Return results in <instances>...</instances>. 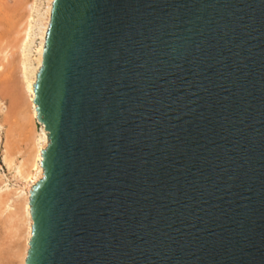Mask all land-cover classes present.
<instances>
[{"label":"water","instance_id":"water-1","mask_svg":"<svg viewBox=\"0 0 264 264\" xmlns=\"http://www.w3.org/2000/svg\"><path fill=\"white\" fill-rule=\"evenodd\" d=\"M24 264H264V0H51Z\"/></svg>","mask_w":264,"mask_h":264},{"label":"rangeland","instance_id":"rangeland-1","mask_svg":"<svg viewBox=\"0 0 264 264\" xmlns=\"http://www.w3.org/2000/svg\"><path fill=\"white\" fill-rule=\"evenodd\" d=\"M43 2L44 0H0V188L6 191L7 189L4 187L6 185L11 189L7 192H11L19 186L14 165L32 154L31 149H29L32 148L31 135L35 131H40V125L37 123L34 125L25 113L28 110V101L22 89L23 86H21L20 60L22 53L20 44L25 23L30 15L35 26L33 28L34 33L32 32L34 39L28 56L29 59L33 60L35 57L34 49L38 43V36L35 35L37 33L36 24L39 19L38 15L43 8ZM31 5L35 9L31 10ZM20 113H22V119ZM33 129L35 130L33 131ZM4 151H6L8 158L13 161L11 168L3 161ZM3 189H1V196L4 197L0 198L4 199L6 194L3 193L6 192ZM15 197L14 195L13 198ZM14 208L15 206L11 210H5V212L2 204L0 205V210L3 211H0V264H22L18 253L24 244L22 237L24 229L20 224L21 222L17 223L19 220L10 218Z\"/></svg>","mask_w":264,"mask_h":264},{"label":"bare ground","instance_id":"bare-ground-1","mask_svg":"<svg viewBox=\"0 0 264 264\" xmlns=\"http://www.w3.org/2000/svg\"><path fill=\"white\" fill-rule=\"evenodd\" d=\"M50 3H51V0H44L42 11H40V14L38 15L39 19L37 20V24H36L37 33L35 34L38 36V43L36 44V47L34 49L35 57L33 58V60L29 59V56H28V54L30 55L31 44H32L33 39H34L32 36V32H33V28L35 26V24L32 23L33 19H31L30 15H29L30 18L27 15L28 18H27V21L25 23V27L23 29V35H22L23 37H22L21 44H20V49H21V53H22V55H21L22 58L20 60V66H21L20 72L22 75V78H21L22 85L21 86H23L22 89L24 90L27 101H28V104H27L28 110L25 111V113H26V117L30 118L33 121L34 125H35V123L40 125V131H38V132L35 131L31 135L32 136V148H29V149H31L30 151L32 154H30L26 158H23L21 161L18 162V164L15 163V165H14L15 176L18 179L19 186L14 188L11 192H7L8 190H11V189H9L6 185L4 186L7 189L6 191H4L3 188H0V197H4L3 195L1 196V189H3V191L6 192V193H3V194H6L5 198L4 199L0 198V200H1L0 205L2 204V208L4 209L3 211L11 210V209H13V206H15V208H14L15 210L14 211L12 210L13 212H12V215H10L11 216L10 218H13V220H15V218H16L17 221L19 220L18 222L17 221H15V222H17V223L21 222L20 224H22V227L24 229V232L22 233L23 234L22 237L24 239V242H23L24 244H23V247H21V249H20L21 252L19 251V253H18V256H19L22 264H24V256H25V252L27 249V241H28V238L30 236L31 219H30V215H29V211H28V207H29L28 206V192H29L31 185H33L42 175V169L40 166V159H41L40 150L43 149L47 143L46 131L43 128L42 123H40L36 119L35 105L32 102V97H33L32 83L34 82L35 72L40 65L41 50H42V46H43L44 33H45L47 23H48ZM33 4H35V3L33 2ZM30 8H31V10H33V8H34L33 5H31ZM36 16H37V14H36ZM21 97H23V96H21ZM23 98H22V100H23ZM21 114L22 113H20V118L22 119ZM34 130L35 129H33V131ZM4 150H5V148H4ZM5 152L6 151L3 152L4 153L3 154V161L5 162V164L8 167H10L13 161H12V159L8 158V155ZM14 195L16 196L15 198H13ZM9 206H11V207H9ZM0 211H2V210H0Z\"/></svg>","mask_w":264,"mask_h":264}]
</instances>
